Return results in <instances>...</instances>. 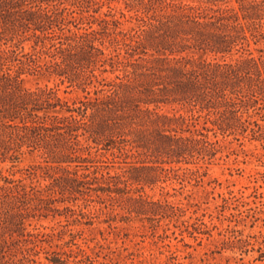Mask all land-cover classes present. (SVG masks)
I'll use <instances>...</instances> for the list:
<instances>
[{
  "label": "trees",
  "instance_id": "trees-1",
  "mask_svg": "<svg viewBox=\"0 0 264 264\" xmlns=\"http://www.w3.org/2000/svg\"><path fill=\"white\" fill-rule=\"evenodd\" d=\"M190 1L0 0V160H39L30 184L0 185V264L36 263L51 242L30 221L56 204L156 213L168 203L143 192L165 165L212 159L211 133L244 128L264 100V0ZM44 81L86 95L71 103Z\"/></svg>",
  "mask_w": 264,
  "mask_h": 264
},
{
  "label": "rangeland",
  "instance_id": "rangeland-1",
  "mask_svg": "<svg viewBox=\"0 0 264 264\" xmlns=\"http://www.w3.org/2000/svg\"><path fill=\"white\" fill-rule=\"evenodd\" d=\"M45 85L71 103L86 95L68 83L40 84ZM243 112V129L209 135L216 147L212 159L165 165L175 171L144 188L145 196L167 206L156 213H129L120 203L93 196L88 204L81 200L74 205L77 213L89 215L82 218L63 211L73 204H56L60 213L33 218L29 227L54 238L48 236L51 243L40 245L32 257L36 263L21 264H49L47 258L56 250L69 254L67 264H264V100ZM107 157L116 169L121 165V159ZM38 161L0 160V185L5 178L30 184L28 167Z\"/></svg>",
  "mask_w": 264,
  "mask_h": 264
}]
</instances>
